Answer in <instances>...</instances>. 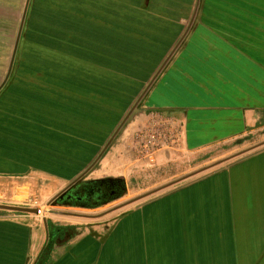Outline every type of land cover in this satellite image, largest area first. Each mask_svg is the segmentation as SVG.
I'll return each instance as SVG.
<instances>
[{
	"label": "crops",
	"instance_id": "crops-1",
	"mask_svg": "<svg viewBox=\"0 0 264 264\" xmlns=\"http://www.w3.org/2000/svg\"><path fill=\"white\" fill-rule=\"evenodd\" d=\"M25 1L0 0L10 13L0 18V29L8 30L0 35H17ZM121 27L149 37L137 40L134 51L158 58L149 78L167 60L111 142L125 161H137L126 149L157 110L166 112L170 156L227 143L237 152L229 163L113 217L104 219L109 210L93 223H50L59 234L53 241L44 218L0 209V264H264V0H29L21 50L40 59L14 61L0 89V179L20 185L4 204L25 205L20 198L41 181L77 177L134 102L120 118L111 105L96 113L90 125L99 135H76L47 121L63 113L71 93L43 77L36 81L28 67L38 61L54 69L47 72L60 75L58 84L85 76L109 93L104 74L111 69L68 56L76 44L67 37L105 36ZM122 76L114 78L118 94Z\"/></svg>",
	"mask_w": 264,
	"mask_h": 264
},
{
	"label": "rangeland",
	"instance_id": "rangeland-1",
	"mask_svg": "<svg viewBox=\"0 0 264 264\" xmlns=\"http://www.w3.org/2000/svg\"><path fill=\"white\" fill-rule=\"evenodd\" d=\"M5 7L6 5L0 4V18L10 15L6 10L4 11ZM0 31L8 30L0 29ZM15 38L16 35H0V83L9 68ZM21 44L22 38H20L19 41L15 62L21 58L34 59V57L37 56L35 52L21 50ZM71 57L74 58V56ZM152 77L148 78L142 84L141 90L135 97L133 105L150 83ZM151 102L150 100L149 103ZM141 105L142 101L140 100L137 107ZM165 113V111L162 112L161 110L151 112L152 116L148 123L140 124L136 131H134L132 139L135 143H129L128 150L126 149V151H128L130 155L136 156L137 161H125V158L122 157L123 154L120 150H117L118 145L116 143H111L103 152L100 151L101 155L96 163L82 179L70 189L60 194L69 182L48 180L44 183V181H41L38 185V189L35 191L31 190L30 195L20 198L22 199L21 201L26 203L20 206L42 209V212L38 213L37 216L40 219L46 218L48 225L54 222L70 223V221H77V225L93 223L101 218L73 217L64 215L61 212L66 211L91 215L112 210L111 213L104 216V219L109 217V215L113 217L152 196L169 190L170 186L125 206L114 209L129 200L162 187L169 182L179 180L194 171L214 163H219L196 175L179 180L177 183L188 181L205 172L212 171L222 164L229 163L232 156L237 152L234 143H227L200 151H189L179 148L178 152L170 156V143H163L164 140H170V131L167 127V116ZM154 127H158L162 135L159 139L160 143L152 147L153 145L151 143H145V141L150 137L148 130ZM110 154H114L111 159L108 157ZM95 180L104 181L99 187L90 185V183ZM11 181L12 179H0V203L9 202L11 200L10 195L13 186L14 188L20 186L18 181L14 183ZM32 185H34L33 181L30 184V189H32ZM79 185H83V187L80 189Z\"/></svg>",
	"mask_w": 264,
	"mask_h": 264
},
{
	"label": "trees",
	"instance_id": "trees-1",
	"mask_svg": "<svg viewBox=\"0 0 264 264\" xmlns=\"http://www.w3.org/2000/svg\"><path fill=\"white\" fill-rule=\"evenodd\" d=\"M110 33V35L105 36H68V41L76 45L69 46L72 50L66 51L68 56H74V58L82 61L101 64L111 69L112 73L109 72L104 74V76L110 75L108 78L109 80L111 79L112 84L106 87L109 93H107V91H102V89L98 87L99 85L85 76H80L78 82L72 83L70 82L71 79H69V73L66 81L72 84H58L56 82L58 79L55 77L58 78L60 75L47 72L48 70L54 69L44 68L38 64V61L33 62V65L28 67L27 75L35 77L36 81H39L38 79L43 77L41 81H48L47 86H51L55 90L57 87L64 88L72 95L71 97L65 98L63 101V113L60 115H48L47 121L61 125L67 132L76 135H99L100 132L91 130L92 126L90 125L93 117L97 115L96 113L100 114L104 107L106 108L111 105L115 110L119 111V116L117 118H120L121 113L133 102L140 92L143 82L150 76L152 71V68L149 67L150 64L152 62L155 64L158 58L156 60V57L153 56L154 53L134 52L138 45L136 43L137 40L143 38L149 40V37L138 33L136 30L121 27L116 28V30L112 29ZM159 53H157V55H159ZM47 58L52 60L56 59L55 55ZM39 59L40 57L37 55L33 60ZM86 71H88V69ZM89 74L93 76L91 72ZM95 75L97 76V74ZM122 75L126 76V84H120L121 88L118 94V85L114 82V78L117 76L124 78ZM124 86L126 87L125 96L123 95ZM52 95L54 97L57 96L55 93ZM112 118L114 119V114ZM103 181L104 180H95L92 181L90 185L99 187L102 185ZM79 186L80 189L83 187V185ZM55 231V228L49 230L50 241L55 240V237L59 236Z\"/></svg>",
	"mask_w": 264,
	"mask_h": 264
},
{
	"label": "water",
	"instance_id": "water-1",
	"mask_svg": "<svg viewBox=\"0 0 264 264\" xmlns=\"http://www.w3.org/2000/svg\"><path fill=\"white\" fill-rule=\"evenodd\" d=\"M28 4H29V0H26L25 1V5H24L23 14H22V17H21V20H20V25H19V28H18V32H17L16 38H15L13 50H12V53H11L10 62H9V68H8L6 74H5V77L3 78L2 82L0 83V89L7 82L8 78H9V76L11 74V71H12L13 63L15 61V57H16V53H17V49H18V45H19V41H20V38H21V31H22V27H23V24H24V19H25V15H26L27 8H28ZM166 62H167V60H165L163 62V64L161 65L159 71L157 72V74L163 69V67L165 66ZM157 74H155L153 76V78L151 79L150 83L147 85V87L145 88V90L143 91V93L140 95L139 99L134 103V105L131 107V109L126 114L124 120L121 122V125L118 127V129H116V131L113 133V135L107 141V143L104 145V147L102 149V152L111 144V142L114 140L115 136L122 129V127H123L124 123L126 122V120L129 119L130 116L132 115V113L137 109V106H138L140 100L143 98V96L145 95V93L147 92V90L150 88V86L154 82ZM100 155L98 156V158L100 157ZM98 158L91 165H89L82 173H80L77 177H75L73 180H71L69 182V184L61 191L60 194H62L63 192L67 191L72 186H74L77 182H79L82 179V177L90 170V168L96 163V161L98 160ZM217 164H219V163H214V164H212L210 166H207V167H204V168L199 169L197 171H194L193 173H190L187 176H185V177H183V178H181L179 180H182L184 178H187V177L193 176L195 174H198V173H200V172H202V171H204V170H206L208 168H211V167H213V166H215ZM179 180H175V181L169 182V183H167L166 185H164L162 187H159L157 189H154L153 191H150V192L141 194V195L135 197L134 199H131L128 202H126V203H124V204H122V205H120V206H118V207H116L114 209L120 208L122 206H125V205L131 203V202H134V201H137L139 199H142V198H144V197H146V196H148V195H150V194H152V193H154V192H156L158 190H161V189H163L165 187L170 186L171 184H174V183L178 182ZM0 209H2V210H9V211L35 213V214H38L39 213V208L27 207V206H20V205H12V204H4V203H0ZM61 213L64 214V215L75 216V217H85V218H95V217H99V216L103 215V213L102 214H94V215L91 214V215H88V214L75 213V212H66V211H63ZM44 224L46 226L47 241H48V239H49V226H48V222H47V219L46 218H44Z\"/></svg>",
	"mask_w": 264,
	"mask_h": 264
},
{
	"label": "built area",
	"instance_id": "built-area-1",
	"mask_svg": "<svg viewBox=\"0 0 264 264\" xmlns=\"http://www.w3.org/2000/svg\"><path fill=\"white\" fill-rule=\"evenodd\" d=\"M148 131L150 137H148V140L145 141V143H151L153 145L152 147H154L157 143H160L159 139L162 135V132L158 127L150 128ZM41 212L42 209L39 208V213Z\"/></svg>",
	"mask_w": 264,
	"mask_h": 264
},
{
	"label": "bare ground",
	"instance_id": "bare-ground-1",
	"mask_svg": "<svg viewBox=\"0 0 264 264\" xmlns=\"http://www.w3.org/2000/svg\"><path fill=\"white\" fill-rule=\"evenodd\" d=\"M73 217H75V216H73Z\"/></svg>",
	"mask_w": 264,
	"mask_h": 264
}]
</instances>
